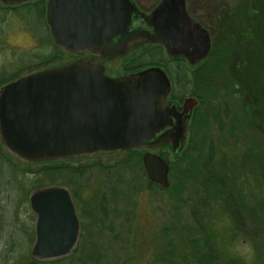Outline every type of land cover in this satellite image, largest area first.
<instances>
[{"label":"rangeland","instance_id":"rangeland-1","mask_svg":"<svg viewBox=\"0 0 264 264\" xmlns=\"http://www.w3.org/2000/svg\"><path fill=\"white\" fill-rule=\"evenodd\" d=\"M136 1L142 9L148 11L159 0ZM218 1L185 0L186 12L194 20L199 14L206 15L211 20ZM32 4L39 7L24 8ZM203 4L206 7L202 8ZM41 5L44 14L38 11ZM8 6L9 8H5L6 12H0L2 87L33 73L61 68L73 61L72 54L58 48L51 41L43 1ZM2 9L4 8H0V11ZM153 47L156 46L149 43L138 44L121 58L102 61L105 75L110 79H121L135 74L136 72H125V68L133 67L139 61L146 63L154 59L151 55L144 56V52ZM48 56L57 58L42 64L41 61ZM159 56L164 64L171 60L163 48ZM208 56L209 54L205 59ZM204 60L191 66L184 61L183 68L189 73L195 72L203 65ZM150 69L163 71L171 80L165 69L151 66L138 71ZM225 84L228 86V83ZM171 90L177 97L197 99L198 105L194 113H219L218 120L212 119L204 128L205 144L200 159L194 162L188 161L182 154L187 146L188 129L185 143L177 155H173L171 147L167 145L130 149L112 155L25 164L8 155L0 143V264H31L33 261L38 264L45 263L31 256L35 216L28 205V199L39 188L51 186H61L76 192L79 220V235L74 251L71 256L62 259L63 261L57 260L55 264H187L186 261L193 257L188 239H196L199 235L194 230L189 213V209L197 205V184L189 179L185 181L179 172L185 173L184 170H188L197 180V174L201 172V162L212 153L209 151L210 147L214 159L212 168L216 175L224 182L226 179L237 180V189L232 184L230 193L237 205L234 209L237 211L238 208L242 213L245 226L243 232L238 230L229 213L223 209L221 199L224 198L218 197L216 200L215 196L210 200L209 206L200 211L199 217L202 220L198 226L205 228L204 233L206 231L205 234L214 238L217 252L222 253V263L233 260L240 264H264V229L261 228L264 217L263 221L260 217L261 207H264V178L260 177L258 168L252 164L249 166L250 162H247L248 157L244 150L248 146L229 145L227 138L232 132L230 120L237 124V134L245 128L248 113H244L243 105L235 103L233 96L226 94L217 103L212 93H208L203 96L202 102V98L195 94L198 88L194 86L193 80L190 85L172 87ZM211 108L215 111L209 112ZM189 124L190 121L188 127ZM209 142L212 144L209 145ZM146 153L162 155L169 165V187L166 190L152 187L147 191L149 183L143 177L141 161ZM190 154L191 152L188 155ZM197 155L198 152H195L192 156L196 159ZM48 167L63 168L61 180L50 181L53 176H44L43 169ZM65 167L71 171L65 170ZM76 168L83 169L82 177L73 174L72 170ZM179 186L183 187L181 191L177 190ZM226 187L225 184V189ZM248 218L256 220L257 224L251 223ZM109 224L115 234L110 233ZM249 230L257 232L254 241L247 235Z\"/></svg>","mask_w":264,"mask_h":264},{"label":"water","instance_id":"water-1","mask_svg":"<svg viewBox=\"0 0 264 264\" xmlns=\"http://www.w3.org/2000/svg\"><path fill=\"white\" fill-rule=\"evenodd\" d=\"M45 16L53 44L73 55L110 61L147 42L192 65L204 60L211 48L207 31L186 12L185 0H163L149 14L133 0H47ZM169 89L160 70L114 80L88 60L37 72L0 90V143L25 164L167 145L177 155L197 102L189 98L181 107L167 105ZM142 165L150 183L169 187V167L162 158L146 153ZM30 208L36 217L33 259L48 262L70 256L79 223L67 190L35 191Z\"/></svg>","mask_w":264,"mask_h":264},{"label":"trees","instance_id":"trees-1","mask_svg":"<svg viewBox=\"0 0 264 264\" xmlns=\"http://www.w3.org/2000/svg\"><path fill=\"white\" fill-rule=\"evenodd\" d=\"M201 6L202 8L206 7L204 4ZM31 7L39 6L37 4H32L24 8L29 9ZM39 10L44 14L42 5L38 11ZM195 19L199 25L209 33L211 38L209 56L203 61V65L195 72L189 73L186 68H183L184 60L182 59L171 58L166 64L162 63L159 58L161 50L159 47H153L150 51L144 52V56L151 55L154 59L146 63L139 61L131 70L149 66L163 68L169 73L170 81L174 87L179 88L183 87V85H190V82L193 80L194 86L198 88V92L195 94L198 95L199 98H202V102L204 100L203 96H207L208 93H212L217 103L222 101L224 94H226V96H233L237 105H243L245 108L244 113H248V118L245 121V128H242L237 134V124H234L230 120L229 126L232 132L227 135L228 144L235 146L237 144H246L248 147H245L244 150L248 157L247 162H250L249 166L251 167L252 164L253 167L258 168L257 171H259L260 177L262 176V178H264V0H219L217 7L213 10L211 20H208L206 15L202 16L200 14ZM55 58L57 57L48 56L44 58L41 63H49ZM144 59L145 57H143L142 60ZM230 81H233V83H229ZM225 83H228V86H225L227 85ZM0 85H2V79H0ZM172 96L178 101L184 99L174 94H172ZM225 102L226 101L223 99V103ZM213 111H215L213 108L209 110V112ZM218 118L219 113H203L201 115L193 113L188 127L187 146L184 153H182L184 158H188V161L192 162L196 161L198 158L200 159L202 148L205 144V132H203V130L212 119L217 121ZM211 144L212 143L209 142V145ZM209 149L212 153L201 162V172L197 174V180L195 178L196 176H193L188 170H184L185 173L179 172V174L184 177L185 181L189 179L190 182L195 181L197 184V205L194 208L191 207L189 213L193 225L195 226L194 230L199 235L196 239L193 237H191L190 240L188 239L189 249L193 257L186 262L187 264H240L233 260L228 263H222V253L217 252L215 244L213 243L214 238L205 234L206 231L204 233L205 228L198 226L200 220H202L199 217L200 213L204 208L209 206L211 203L210 200L215 197L216 200L218 197L224 198H220L223 202V209L229 213L238 230L243 232L245 226L244 219L241 215L242 213L239 212L238 208L237 211L234 209L237 205L234 204L230 193L232 184L235 186V189H237V180L234 178L231 180L226 179V182H224L219 178L218 174L216 175V172L212 168L214 164L212 155L213 150L211 147ZM190 152L191 154L188 155ZM195 152H198L196 159L192 156L195 155ZM247 153H249L250 156ZM160 157L164 159L162 155H160ZM140 158H138V162ZM172 167L173 166H171V169ZM65 168V170L71 171L68 167ZM43 170L44 176H53L52 179L49 178L50 181H56L61 177V170L64 169L48 167ZM72 171L76 176L82 177L84 175V171L81 168H76ZM256 176H258V174L255 175V177ZM143 177L147 178L144 171ZM148 183L147 191L151 190L152 187L158 188V186L149 181ZM225 184L227 185L226 189ZM182 188V186L181 188L179 186L177 190L181 191ZM262 189L264 192V185ZM262 214H264V207H261L260 216L263 221L264 215ZM249 220L251 223L257 224L256 220ZM261 228L264 229V225ZM109 230L110 233L115 234L111 226ZM247 235L252 241H254L253 238H257L256 230L253 232L249 230ZM114 236L115 235H112V237ZM56 262L58 261H48L44 264H55ZM31 264H38V262L33 261Z\"/></svg>","mask_w":264,"mask_h":264},{"label":"flooded vegetation","instance_id":"flooded-vegetation-1","mask_svg":"<svg viewBox=\"0 0 264 264\" xmlns=\"http://www.w3.org/2000/svg\"><path fill=\"white\" fill-rule=\"evenodd\" d=\"M34 1H39V0H34ZM40 1H43V3L45 4V6H46V3H47V0H40ZM134 1V3L136 4V6L138 7V9L142 12V13H144V14H149L151 11H153V9L157 6V5H159L160 4V2L161 1H163V0H159L158 1V3H156V5L154 4V6L150 9V10H148V11H146V10H144V9H142L141 7H140V5L138 4V2L136 1V0H133ZM2 4V3H1ZM2 6V7H1ZM0 6V8H4V9H2L0 12H6V9L5 8H9V6L8 5H4V4H2ZM10 7H12V6H10ZM144 43H147V42H144ZM152 45V44H151ZM153 46H156V47H159L160 49L161 48H163L162 46H160V45H153ZM73 55V54H72ZM171 59V58H170ZM174 59H176V58H174ZM177 59H181V58H177ZM80 60H88V61H93V62H95V63H97V64H99V65H101L102 67H103V70H104V74H105V67L103 66V64L101 63L102 61H107V60H104L103 58H101V57H99V56H95V55H92V56H81V55H73V61H71L69 64H67V65H64V66H68V65H70V64H73V63H75V62H77V61H80ZM182 60H184V59H182ZM185 61V60H184ZM108 62V61H107ZM191 66V65H190ZM63 67V66H62ZM149 67H151V66H149ZM152 67H154V66H152ZM133 67H126L125 68V72H136L135 74H130L128 77H131V76H134V75H136V74H138V73H140L141 71H143V70H140V71H138L139 69H142V68H136V69H133V70H131ZM145 68V67H144ZM155 68H160V67H155ZM160 69H163V68H160ZM45 70H49V69H45ZM43 71V70H42ZM106 76V75H105ZM106 77H108V76H106ZM109 78V77H108ZM121 79H123V78H121ZM168 79V78H167ZM114 80H119V79H114ZM168 81H169V86H170V89H169V93H168V95L166 96V98H165V103L168 105V104H172V105H176L177 107H181L182 106V104H183V102L186 100V99H189V98H185V99H183V100H181V101H178L177 99H174L173 98V96H172V94H173V91L171 90V88L173 87L174 88V85L172 84V82L168 79ZM176 88V87H175ZM192 99H194V100H196V102H197V105H198V101H197V99H195V98H192ZM197 105L193 108V110H192V112H191V114H193L194 113V110H195V108L197 107ZM191 118H192V115L190 116V119H189V121H191ZM189 121H188V123H189ZM187 129H188V124H187ZM60 179V178H59ZM59 179H57L56 181L58 182L59 181ZM51 187H54V186H51ZM57 187H61V186H57ZM45 188H48V187H45ZM63 188V187H62ZM39 189H41V188H39ZM67 190V189H66ZM67 192H68V194H69V197H70V200H71V203H72V205H73V207H74V210H75V213H76V216H77V203H76V199H77V196H76V192L75 191H69V190H67ZM78 192V191H77ZM31 195V194H30ZM28 205H29V207H30V196H29V199H28ZM31 209V208H30ZM78 218V217H77ZM79 221V220H78ZM34 240H35V235H34Z\"/></svg>","mask_w":264,"mask_h":264}]
</instances>
